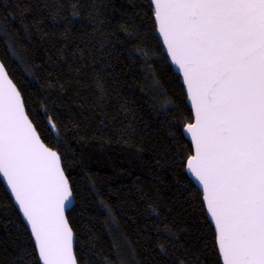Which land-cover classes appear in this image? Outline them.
Masks as SVG:
<instances>
[{
  "label": "trees",
  "instance_id": "16d2710c",
  "mask_svg": "<svg viewBox=\"0 0 264 264\" xmlns=\"http://www.w3.org/2000/svg\"><path fill=\"white\" fill-rule=\"evenodd\" d=\"M162 52L148 0H0V59L66 157L78 264H221L190 143L170 135L190 108ZM33 248L0 182V264H37Z\"/></svg>",
  "mask_w": 264,
  "mask_h": 264
},
{
  "label": "snow or ice",
  "instance_id": "6c2138e0",
  "mask_svg": "<svg viewBox=\"0 0 264 264\" xmlns=\"http://www.w3.org/2000/svg\"><path fill=\"white\" fill-rule=\"evenodd\" d=\"M148 5L190 106L170 135L190 140L188 184L199 186L221 264H264V0ZM65 158L42 141L0 62V182L30 230L37 264H78Z\"/></svg>",
  "mask_w": 264,
  "mask_h": 264
},
{
  "label": "water",
  "instance_id": "95a60500",
  "mask_svg": "<svg viewBox=\"0 0 264 264\" xmlns=\"http://www.w3.org/2000/svg\"><path fill=\"white\" fill-rule=\"evenodd\" d=\"M158 35V34H157ZM159 40H160V38H159ZM161 42V41H160ZM161 44H162V42H161ZM0 62H2L1 61V59H0ZM169 63V62H168ZM169 65H170V63H169ZM171 66V68H172V70L174 71V73L175 74H177L178 76H179V74L176 72V69H175V67L174 66H172V65H170ZM10 77V76H9ZM11 79V78H10ZM180 82H181V80H180ZM181 84H182V82H181ZM187 104H188V102H187ZM188 106H189V104H188ZM189 108H190V106H189ZM39 134V133H38ZM185 138L189 141V143H190V140H189V138L187 137V136H185ZM43 141V140H42ZM187 172V171H186ZM187 175H188V177L190 178V179H192L191 178V176H190V174L189 173H187ZM193 184L195 185V182L193 181ZM196 186V188L200 191V189H199V186L198 185H195ZM5 188H6V186H4ZM9 195H10V193H9ZM66 214H68V213H66ZM22 217V216H21ZM23 219V218H22ZM24 221V220H23ZM24 223L26 224V222L24 221ZM26 226H27V224H26ZM27 228H28V226H27ZM29 230V229H28ZM29 232H30V230H29ZM75 244H76V236H75V234H74V251H75Z\"/></svg>",
  "mask_w": 264,
  "mask_h": 264
},
{
  "label": "rangeland",
  "instance_id": "374dc122",
  "mask_svg": "<svg viewBox=\"0 0 264 264\" xmlns=\"http://www.w3.org/2000/svg\"><path fill=\"white\" fill-rule=\"evenodd\" d=\"M122 263L121 264H127V262H125L123 259H122V261H121Z\"/></svg>",
  "mask_w": 264,
  "mask_h": 264
}]
</instances>
